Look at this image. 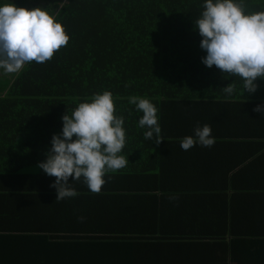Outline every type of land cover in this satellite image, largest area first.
<instances>
[{"label":"trees","instance_id":"obj_1","mask_svg":"<svg viewBox=\"0 0 264 264\" xmlns=\"http://www.w3.org/2000/svg\"><path fill=\"white\" fill-rule=\"evenodd\" d=\"M42 1H0L46 10L69 36L51 60L0 77V264H218L219 251L233 264H264V242L237 237L228 244L231 227L216 230L224 242H195L150 223L148 210L164 190L185 187L195 174L215 189L230 186L228 169L250 171L264 160V116L253 111L264 105V79L255 93H245L239 77L202 63L206 52L194 21L205 0H66L56 10ZM235 2L246 14L264 11V0ZM229 83L231 96L223 91ZM105 91L124 118L119 155L129 163L106 171L98 194L83 177H70L78 195L55 201V177L37 165L62 131V116ZM132 96L158 108L159 145L145 140ZM197 124L212 128L214 146L182 150ZM168 221L161 218L159 226L169 228Z\"/></svg>","mask_w":264,"mask_h":264},{"label":"clouds","instance_id":"obj_2","mask_svg":"<svg viewBox=\"0 0 264 264\" xmlns=\"http://www.w3.org/2000/svg\"><path fill=\"white\" fill-rule=\"evenodd\" d=\"M194 29L202 37L200 48L206 52L201 58L208 68L215 66L223 74L239 77L245 93H255L257 79H264V11L246 14L243 2L235 0H205L203 11L194 21ZM69 36L61 23L46 10L18 7L13 3L0 6V68L5 73H18L25 64L35 61L43 64L52 59ZM223 91L231 96L235 84L229 83ZM134 104L143 115L139 127L146 128L145 140L159 145L163 140L158 123V108L148 99L132 96ZM112 93L96 94L91 102H82L71 116H62L63 128L51 138V148L46 160L37 167L55 177L50 187L56 190L55 201L73 198L78 193L69 184L83 177L89 190L98 194L106 183V171L123 169L129 163L119 155L125 147L124 118L115 115ZM254 112L264 116V105ZM199 144L211 148L215 144L212 128L197 124L194 136H186L182 150ZM178 195L170 196L177 200ZM83 221V217L79 218Z\"/></svg>","mask_w":264,"mask_h":264},{"label":"crops","instance_id":"obj_3","mask_svg":"<svg viewBox=\"0 0 264 264\" xmlns=\"http://www.w3.org/2000/svg\"><path fill=\"white\" fill-rule=\"evenodd\" d=\"M228 173L232 175L228 180H233L230 186L225 181L215 189L203 180L198 182L200 175L195 174L185 181V187L180 185L164 190L160 202L148 210L152 216V229H162L175 234L178 239L190 237L197 242L202 237L218 243L225 240L216 236L217 228L229 230L231 227L235 236L225 233L228 244L237 237L264 242V160L250 171L241 165L228 169ZM191 184L198 185L199 190L192 189ZM174 195H178V199L170 200ZM163 217L169 220V228L159 226ZM135 224L141 226L137 222ZM211 236L214 238H209ZM222 252H218L221 257L218 264H233L231 260L222 258ZM204 263L203 260L199 262Z\"/></svg>","mask_w":264,"mask_h":264},{"label":"rangeland","instance_id":"obj_4","mask_svg":"<svg viewBox=\"0 0 264 264\" xmlns=\"http://www.w3.org/2000/svg\"><path fill=\"white\" fill-rule=\"evenodd\" d=\"M0 1H3V0H0ZM65 1L66 0H43L42 3L49 5V6H52V8H54L56 10ZM0 4H1V2H0ZM50 15H52V14H50ZM16 75H17V73H5L4 70L2 68H0V77H2V78L12 79Z\"/></svg>","mask_w":264,"mask_h":264}]
</instances>
